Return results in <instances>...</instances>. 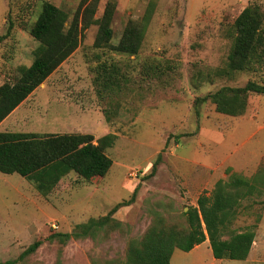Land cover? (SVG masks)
Listing matches in <instances>:
<instances>
[{"label": "rangeland", "instance_id": "374dc122", "mask_svg": "<svg viewBox=\"0 0 264 264\" xmlns=\"http://www.w3.org/2000/svg\"><path fill=\"white\" fill-rule=\"evenodd\" d=\"M107 1L99 0L96 17ZM115 1L113 45L128 20L143 16L150 0ZM153 1L154 13L136 57L94 49L97 27L90 26L74 54L0 123V132L85 134L94 144L104 135L116 136L105 150L112 165L103 177L84 181L70 172L42 195L31 180L0 173V263L17 259L37 239L71 232L76 224L129 202L113 214L121 228L107 240L70 241L64 247L43 243L16 264L122 261L127 242L141 238L154 220L175 224L178 217L184 222L182 213L196 207L201 194L209 196L218 180H226L227 169L245 177L255 173L252 157L264 156V96L250 95L245 114L235 118L205 103L197 119L192 105L195 98L222 86L264 84V58L254 71L231 80L216 78L211 84L196 76L198 70L207 73L223 66L233 21L252 2L264 13V0ZM42 2L71 18L80 0H0V85L13 82L17 66L31 64L37 43L27 26ZM101 62L115 65L126 80L119 92L102 97L93 82ZM256 200L242 204L246 208L233 225H260L262 238L257 239L262 242L252 244L247 262L214 261L205 243L175 256L171 264H264V198Z\"/></svg>", "mask_w": 264, "mask_h": 264}, {"label": "trees", "instance_id": "16d2710c", "mask_svg": "<svg viewBox=\"0 0 264 264\" xmlns=\"http://www.w3.org/2000/svg\"><path fill=\"white\" fill-rule=\"evenodd\" d=\"M99 0H80L71 18L56 5L42 2L27 32L37 43L29 66L19 65L12 83L0 85V123L39 88L78 49L83 32L97 27L93 48L136 57L154 13L155 2L150 0L140 19L128 20L118 42L111 43V23L116 1L105 3L100 17H96ZM12 23H10V26ZM9 28V26H8ZM232 43L222 67L197 71L199 80L212 84L214 79H233L235 75L255 70V64L264 58V13L256 3L248 4L232 23ZM98 58V56H96ZM94 85L99 96L119 92L125 83L115 65L98 63L94 69ZM263 95L264 84L248 81L242 87L222 86L194 99L192 110L199 118V107L205 103L214 106L216 113L240 117L246 112L250 95ZM108 119V116H106ZM115 135L94 138L85 134H38L0 132V173L17 174L31 180L42 195L50 193L57 183L70 172L84 181L103 177L112 165L105 150L113 145ZM227 179L218 180L209 196L201 194L196 207L183 212L184 222L168 224L154 220L141 238L127 242L124 260L92 259V264H170L174 250L188 253L205 241L214 260H246L255 238V226L233 228L244 202L264 198V156L255 173L245 177L226 170ZM135 193V192H134ZM133 193V194H134ZM262 203H264V200ZM260 202V200H259ZM129 202L115 204L99 217L76 224L71 232H52L30 244L15 260L0 264H16L33 254L43 244L64 247L70 241L107 240L121 228L113 214Z\"/></svg>", "mask_w": 264, "mask_h": 264}, {"label": "crops", "instance_id": "0c3cea01", "mask_svg": "<svg viewBox=\"0 0 264 264\" xmlns=\"http://www.w3.org/2000/svg\"><path fill=\"white\" fill-rule=\"evenodd\" d=\"M16 110V109H15ZM14 112V111H13ZM12 112V113H13ZM8 118V117H7ZM262 155H264V154H262ZM260 158H261V154L259 155H257V154H255L253 157H252V161L254 162V163H256L257 162V164H258V162H259V160H260ZM254 163H252V164H254ZM257 164L255 165V166H253V168L254 169H256V167H257ZM255 171V170H254ZM251 173V172H250ZM254 173V172H253ZM259 227H260V225H259V223H258V227H257V229H259ZM256 229V228H255ZM255 230V232H256V234H255V238H254V240H253V243L254 242H262V240L261 241H259L257 238H262L261 237V235H262V232L261 231H259V230ZM258 236H260V237H258ZM263 242H264V240H263ZM205 243H208L207 241H205L204 243H202V244H205ZM252 243V244H253ZM201 244V245H202ZM201 245H199V246H196L195 248L196 249H198ZM194 248V249H195ZM194 249H192L191 251H189V252H192V251H194ZM252 250H253V247L251 246V249H250V252H249V254H248V257H247V259L246 260H243V262H247L248 261V259H249V257H250V255H251V252H252ZM183 252L182 251H179V250H174V252H173V254H172V256H171V259H170V264L172 263V260L174 259V257L176 256H182L183 254H182ZM214 260V259H213ZM214 261H216V260H214ZM219 261V260H218Z\"/></svg>", "mask_w": 264, "mask_h": 264}]
</instances>
